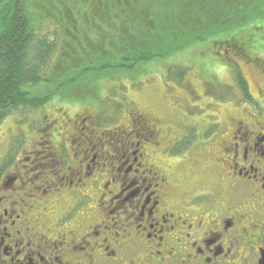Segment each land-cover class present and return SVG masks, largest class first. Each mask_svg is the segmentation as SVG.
Returning a JSON list of instances; mask_svg holds the SVG:
<instances>
[{"label":"flooded vegetation","instance_id":"1","mask_svg":"<svg viewBox=\"0 0 264 264\" xmlns=\"http://www.w3.org/2000/svg\"><path fill=\"white\" fill-rule=\"evenodd\" d=\"M247 85L181 134L134 110L107 145L64 111L58 147L0 173V264H264V94Z\"/></svg>","mask_w":264,"mask_h":264},{"label":"trees","instance_id":"2","mask_svg":"<svg viewBox=\"0 0 264 264\" xmlns=\"http://www.w3.org/2000/svg\"><path fill=\"white\" fill-rule=\"evenodd\" d=\"M202 43L208 54L200 53L198 67L174 74L179 78L190 70L186 83L193 86L185 95L187 102L201 96L218 102V83L209 79L219 64L233 70L241 97H248L247 83L264 94V0H0V126L13 110L44 108L53 97L75 105L86 101L77 105L79 114L91 117V130L107 145L108 131L117 125H108L104 90L113 93L127 76L145 73L151 61L158 67V62ZM112 96L116 111L146 113L150 124L160 121L174 134L194 119L182 111L183 100L174 107L170 95L163 120L138 109L139 99L118 94L114 102ZM62 106L55 105V111ZM42 110L26 138L41 142L53 136L51 145L58 147V133L68 128L64 111L52 126V113ZM37 132L42 138H34ZM43 147L37 145V150ZM175 169L181 171L180 166Z\"/></svg>","mask_w":264,"mask_h":264},{"label":"rangeland","instance_id":"3","mask_svg":"<svg viewBox=\"0 0 264 264\" xmlns=\"http://www.w3.org/2000/svg\"><path fill=\"white\" fill-rule=\"evenodd\" d=\"M48 29L49 27H47L45 31ZM205 45L206 44L204 43L190 45L184 51H181L169 57L165 61L163 60L162 63L158 62V67H154L152 65L154 62L156 63V61H151L147 64L146 68H144L145 73L135 74L132 78H130V76H127L126 79L121 82L123 86L120 85V87L112 89L113 93L108 90H104L106 96H103V102L106 105L104 106L108 109V120H110V123H108V125H118L122 123L121 119H123L124 117L123 113L116 111L112 106V102L109 98L112 96V94V99L114 102L118 101V94H122L126 98L133 97L134 99H139L142 103L137 106L138 109L145 108L147 112L152 111L153 113L158 115L160 119L163 120L165 118V111L167 109V101L169 99L170 93L175 89V91L181 92L180 88H188L186 79L190 70L183 71L179 78L175 77L172 84H170L171 81L167 76L171 75L174 77L175 72L179 71L177 69H181L183 67L197 68L201 61L200 53L206 51ZM204 54H208V51H206ZM252 63L255 65L254 62ZM232 66L236 65L232 63ZM167 67L169 68L166 70ZM261 67L264 68V66ZM253 76L254 74H252V77ZM212 77H214V79L210 78L209 80H212L214 84L218 83V85L215 84V87H217L215 89V97L218 103H213L206 96H201L197 97L195 101L190 102L187 105H183L182 107V111L184 113H188L189 116L194 118L195 120H198L201 115L207 116L209 114H216L221 116L230 109L231 104H237L238 100L241 99L242 93L239 92L235 86L236 80L233 70L230 67H228L227 65H217L212 69ZM208 85L212 86L213 84L208 83ZM233 94L235 97H232ZM53 99L54 97L52 98L51 103L47 102L46 104H44V108L25 106L20 107L21 109L18 110L15 109L9 115H7L8 119L5 122H2L0 126V166L2 168L4 166V169L8 168L15 162L16 158L25 159V157L22 156V152L24 150H21V148L25 145L33 144L36 141L32 139L33 136L30 138L26 137L29 136L27 130L32 124H34L35 116L37 115L38 111H41L43 109L42 111H48L52 113L51 115H49V119H54L55 116H57L54 107L55 105H58L60 103L63 104V106L62 108H59L58 111H66L68 115H72L79 111L73 103L62 100L59 101L60 99ZM79 103L82 106L86 105L87 102L83 101ZM34 138H42L40 132L35 133ZM26 140L29 141L24 145L23 142ZM38 143L39 142L37 141V145ZM4 158L9 161V163L6 165H2L1 163L2 159ZM27 159H29L30 161L32 160L31 158ZM16 164L18 165L19 162H16L14 165ZM29 165L30 164L28 163L25 164V162H22V164L18 166V169L22 171L23 175L27 174L31 176L34 173H37L36 169H28ZM32 167L35 166L33 165ZM15 175L16 176L14 178H19L16 173Z\"/></svg>","mask_w":264,"mask_h":264},{"label":"bare ground","instance_id":"4","mask_svg":"<svg viewBox=\"0 0 264 264\" xmlns=\"http://www.w3.org/2000/svg\"><path fill=\"white\" fill-rule=\"evenodd\" d=\"M139 123V122H138Z\"/></svg>","mask_w":264,"mask_h":264}]
</instances>
